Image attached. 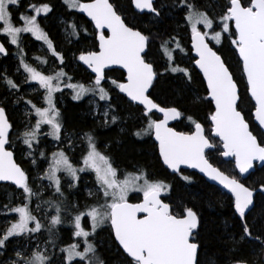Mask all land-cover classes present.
<instances>
[{"label":"snow or ice","instance_id":"obj_1","mask_svg":"<svg viewBox=\"0 0 264 264\" xmlns=\"http://www.w3.org/2000/svg\"><path fill=\"white\" fill-rule=\"evenodd\" d=\"M131 2L140 13L150 14V18L157 23L169 16L175 21L177 28L183 27L186 32L190 30L189 51H194L195 56H189V60L199 69L203 81L206 82L207 96L203 101L214 105L207 117L211 122L212 136L206 135L202 124L191 115L186 119L194 130L177 131L169 127V121L181 119L184 112L175 106L162 105L152 95L157 81L168 73H182L183 77H187L186 80L181 77L185 90L194 91L191 89L195 82L192 72L189 68L179 67L175 63L173 53L176 49L187 55L175 36L161 42V51L167 58V66L163 72H158L154 67L155 61L148 57V48L153 37L144 34L137 27L135 15L129 21L110 0H63L68 10L83 13L90 19L94 25L95 40L98 42V50L81 51L76 57L90 69V75L94 74L90 85L65 83V78L70 81L72 77L67 75L63 67L51 74H44L26 62L22 54L24 49L20 47L21 34L30 33L37 41H43L52 57L59 60L61 65L64 64V54L57 51L38 20L41 13H50L53 7L48 3L30 4L29 7L35 14L20 12L18 19L23 23L15 26L14 19L17 18L16 12L20 8L21 0H0V34L7 38L9 44L17 46V54H20L19 68L27 74L22 83L35 82L38 89L33 88L32 92L37 96L40 95L39 90H43L42 104L37 106L32 99L27 98L28 93L19 94L22 92L21 84L7 75L3 76L7 90L16 96L12 103H23L30 108L25 115L34 114L37 117L35 124H25L24 131L16 139L21 140L29 150L26 156H31L34 143H39L43 125H47L49 129L43 133L44 136L63 142L62 113L54 99V94L61 92L62 84L72 89L74 101H79L86 95L108 101L101 114V126L116 124L120 117L114 114L115 108L111 103L109 89L118 90L140 113V127L132 135L137 139L154 138L162 166L173 174H180V178L187 183H191V178L181 174V166L198 169L209 180L227 190L226 193L220 192L221 197L230 193L228 204L234 208L233 216L239 218L240 231L228 233L229 240L219 241L225 245L231 244L224 264H264V200L258 205L254 199V192L257 190L255 187L245 186L243 182L247 179L243 174L249 173L253 168V161L264 162V0ZM177 16L180 19H176ZM69 27L72 29L69 35L78 38L77 25L72 23ZM81 28L87 33V28ZM156 35L160 36V33ZM225 39L229 40L242 62L249 103L254 101L251 116H254L255 127L250 116L241 107L243 98L227 61L222 54H218L219 48L214 50L210 46L213 42L216 46H222ZM173 44L175 49L171 47ZM0 54H9L3 43H0ZM35 59L41 64L48 62L40 57ZM113 65L124 70L126 75L122 80L108 77L106 69ZM90 103L95 104V100ZM12 129L13 124L7 108L0 105V182H10L22 190L19 205L12 206L11 201L3 205L5 214L16 213L18 219L9 222V226L0 232V264H65L77 258L79 264H105L97 254L96 245L88 239L90 236L94 238L97 229L102 227L110 228V240L114 237L112 243L118 245L126 254V264H209L207 250L202 251L200 241L203 224L201 207L195 202L189 203L184 197H178L175 202L171 199L165 202L162 193L168 194L171 184L152 179L143 168L126 172L123 179H120L118 169L113 166L106 151L100 150L91 131L79 136L85 149L81 155L82 166H75L64 148L53 152L50 159L45 151L40 150V157L47 162L48 167L42 175L30 178L29 173L14 160V152L6 147L14 143L10 135ZM123 131L125 130L122 128L121 132ZM214 137L219 138V144L214 143ZM73 147L74 144L69 138L68 148ZM110 147V144L105 145L106 150ZM206 150H215L221 157L234 158L235 169H238L240 175H236L235 170L233 175H226L215 167ZM32 164L36 166V159H32ZM89 171L95 174L97 187L95 191L89 190V196L95 197V202L88 205L86 211L78 210L74 216L68 212L74 235L84 238L82 250H79L81 243L70 244L60 249L65 255L57 257L47 250L48 244L55 246L53 237L56 233L53 229L63 223L61 213L66 211L63 200H57V196L64 197L61 179L57 173L62 172L68 178V187L72 189L76 187L78 174ZM30 179L48 180V187L54 188L53 198L43 200L42 192L34 191ZM258 182L262 185L260 192L264 193V180ZM130 193L142 194L143 198L138 203H130ZM34 196L41 201L37 203L35 212L43 211L45 219L50 217L47 226L29 208ZM205 205L208 208L214 207L211 201H206ZM220 206H224L222 201ZM72 207L78 209L77 204ZM48 209H52L55 214H51ZM82 216L90 218L91 231L82 227ZM30 223L34 226L30 227ZM42 229L49 235L44 248L39 243H32V234L40 233ZM237 235L238 239L235 238ZM246 243L252 245L247 256L241 253V245ZM9 244H12L11 250ZM210 264H218V261L212 259Z\"/></svg>","mask_w":264,"mask_h":264},{"label":"trees","instance_id":"obj_2","mask_svg":"<svg viewBox=\"0 0 264 264\" xmlns=\"http://www.w3.org/2000/svg\"><path fill=\"white\" fill-rule=\"evenodd\" d=\"M52 1H55L53 10L42 17L41 22L46 29L45 31L47 32L49 38L53 41L57 51L61 52L65 56L64 70L67 75L80 83H86L88 80H90V78H92V74L90 75V73L80 65L79 60H77L76 57H78L81 51L97 50V42L94 36L95 30L94 28L92 29L90 27L92 23L89 20H87L82 14L75 10H68L67 6L63 4L62 0ZM89 1L90 0H81V2ZM110 2L115 3L119 10L126 15L129 21H132L133 16L135 15L137 27L142 30L144 34L153 37L152 43L148 48V57L149 59L155 61L154 67L158 72H163L167 66V58L161 51V42L164 39H168L170 36H175L176 39L181 42L182 47H184L187 52V55H185L176 49L179 55L181 54V56L184 57L192 56L191 51H189L191 49L190 34L188 31L186 32L183 27L177 28L172 17L166 16L162 22L157 23L155 20L150 18V14H139L133 11L131 7V0H110ZM21 4H23V1H21ZM58 14L63 16L64 19H73L74 23H82L83 27L87 28V33H85L82 29L79 31L78 38L71 36V41H63L57 19ZM176 19H180V17L177 16ZM157 33H160V36H157ZM30 44L34 46L36 43L30 42ZM4 45L6 46L5 43ZM171 47L175 49V44H173ZM213 47L214 49L219 48L218 54H222L223 59L227 61V64L230 67V71L234 74V80L238 85L239 94L243 98L241 107L245 109V114L249 115L252 120V103H249L250 98L248 97L246 91V84L244 82L243 76L241 75L239 59L234 48L229 45V41H227V39L223 40L222 46ZM6 48L9 54L7 56H0V69H4L7 74L13 75L16 65V60L14 58L15 55L10 52L7 46ZM158 51H160L162 54L158 53ZM176 51L173 53L176 65L179 67L189 68V71L192 72L195 78V82L191 85V89L194 91L185 90L184 83L181 79V77H183L182 73H168L166 75H162L157 81L156 87L152 91V95L162 105L167 104L168 106H175L184 112V117L173 123L172 127L178 131H186L188 126H191L186 119L188 115H191L198 122L207 124V117L210 114V109H213V107L210 103L203 101V98L207 96V92L201 76L195 70L190 60V63H184ZM71 54H73L75 64L72 62V57H70ZM107 75H112L114 79L120 81L122 80L124 73L121 70L113 69L107 71ZM183 79L186 80L187 77H183ZM112 93L116 95L113 96V94H111L112 98L116 97L115 101H112L114 103L115 113L118 114L122 119H124V116L126 115L125 123L122 125V128L124 127L125 131L118 134L114 127L109 129L107 128L105 130L100 129V127H98L86 114H82V111L84 110V101L80 102L78 105L72 106V119L74 123V127L72 128H77L83 131L82 127L79 125L87 124L89 126L92 125V128L96 133L99 130H110L113 133L111 138L103 139L100 141L99 146H101V143L107 142L108 145H111V147L108 150L103 148V151L108 153L113 148L116 157L122 153L125 154L122 159L118 157L111 158L112 164L115 165L117 169H122L123 166L134 170H136V168H143L147 171L152 179L161 180L165 183L171 184L172 187L169 190V193L162 194V197L165 198L166 202H169V199L175 202L178 197H184L189 201V203L195 202L198 206H200L203 214V224L200 229V241L203 246L202 251L204 249L207 250V259L209 264L212 259H216L218 264H224L227 259L226 254L228 252V248L231 247V244L225 245L219 241L229 240L230 237L227 235L228 233H238L240 231L239 218L238 216H233L234 208L228 204L230 195L227 194L226 197H221L220 192L223 191H221L215 185L208 183L201 176L194 172L185 170L181 171L182 175L189 176L191 178V183H187L180 178V174H173L169 172L164 166H162L161 161L158 159L157 148L153 138L144 137L143 139H137L132 135V132L138 130L140 127V122L138 119L140 113L137 111L136 106L132 105L125 98V96H123V94L114 92ZM11 100L10 92L7 90L6 84L0 83V105H3L7 108L9 119L13 124V129H16L18 124H16L15 120L12 118L13 110L11 107ZM58 102L59 101L57 100V104H60ZM255 126L256 125L253 122V127ZM208 127L209 125L207 128ZM10 135L14 143L10 144L13 148H10V146H8V148L14 152L16 161L21 164V166L29 173L31 165L22 158L21 149H23V145L19 143V139H16L17 135L13 134V132ZM117 141H120V143L118 144ZM208 154L210 162L216 167L221 168L220 162H222L223 159L218 154V152L213 150L208 152ZM39 161L40 159L37 161V166H40L41 162L39 163ZM226 164L231 165L230 163ZM221 169L226 171L229 175L234 174V169L231 172H228L225 170V168ZM261 180H264V167L255 168V170L250 174L248 179L244 181V183L248 187L261 188L262 185L258 182ZM82 183L85 185L88 184L85 179ZM17 190L18 189L16 187L11 185L0 184V207L4 208L3 205L7 203L8 199L14 200ZM80 190V185L77 187V189L73 190L76 197L81 195ZM9 193H11V195H9ZM6 197L8 198L6 199ZM134 198L135 197H133L132 201H137ZM254 199L259 205L261 201L264 200V193L257 192L254 196ZM206 201H211L214 207H206ZM221 201L224 204L223 207L220 206ZM58 237H61L60 232L58 233ZM235 238L238 239V235ZM112 240H114V238L112 237L110 240V230L108 229V233L106 232V235H104L103 241L101 242V247L104 248L103 257L105 264H109L110 260L112 259L118 260L120 264H126V256L116 244L112 243ZM114 249L115 253L113 252ZM251 250L252 245L247 243L241 245V253L243 255H249ZM68 264H79V262L76 260Z\"/></svg>","mask_w":264,"mask_h":264},{"label":"rangeland","instance_id":"obj_3","mask_svg":"<svg viewBox=\"0 0 264 264\" xmlns=\"http://www.w3.org/2000/svg\"><path fill=\"white\" fill-rule=\"evenodd\" d=\"M21 1H23V4H21L18 12H16L17 18L14 19L15 26H21L23 23L22 21H20L18 19V15L20 12H27L28 14H35L34 12H32L31 8L29 7L30 4L41 5L43 3H48L52 7L55 5V1H52V0L51 1H49V0H21ZM47 14L41 13L40 16L38 17V20L41 24V28L44 30V32L46 34H47V32L45 31L46 29L44 28V26L41 22V18ZM57 19H58L60 33L62 35L63 41H66V42L71 41V35H69V33L72 31V29L69 27V24L74 23L73 19H69V20L64 19L63 16H61L60 14H58ZM75 24L77 25L78 31L82 30V28H81V26H83L82 23H75ZM92 25L93 24H91L90 27L93 29L94 27ZM198 27L202 28V26H198ZM217 30H219V29H217ZM232 31H234L233 26H232ZM188 33L190 34V30L188 31ZM224 35L227 36L228 34H224ZM0 38L4 41L6 46L9 48L10 52H12L15 55L14 58L16 60V65H15V69H14V73H13L14 76L7 74L4 69H0V83H4L3 82V76L7 75L9 78H12L14 81L21 84L22 92L19 93L20 95L28 93L29 96L27 98L32 99L33 102L37 104V106H41L43 90H39L40 95L37 96L36 93L32 92L33 88L38 89V85L35 82H32L31 84H23L22 83L24 80V77L27 74L23 72L22 68H19L20 54H17V46L9 44L7 41V38L3 34H0ZM227 41H229V40H227ZM30 42H33L36 44L33 46L32 44H30ZM229 45H230V42H229ZM211 46L216 47V45H214V42ZM20 47L24 49L22 54H23L26 62H28L30 65H32L34 67H37L44 74H51L53 71L57 70L60 67H63V69H64V64L61 65L59 60H56V58H54L50 55V53L48 52L47 46L43 43V41H37L34 37L31 36L30 33H22L21 34ZM158 53H160V51H158ZM176 53L178 54V51H176ZM160 54H162V53H160ZM35 57H40L41 60H46L48 62L45 64H41L40 61L35 59ZM70 57H72V62L74 63L75 59L73 58V54H71ZM179 57L184 63H187V64L190 63L189 57L181 56V54L179 55ZM240 68H241V65H240ZM241 75H242V71H241ZM93 77H94V75H92V78ZM108 77L111 79H114L112 75H108ZM65 83L75 84V83H80V82L76 81L75 79L74 80L71 79L70 81H68L65 78ZM90 83H91V78H90V80H88L86 83H83V84L88 86V85H90ZM105 86L107 87L108 85H105ZM109 91H110V95L113 94L112 92L118 93V90L109 89ZM72 95H73L72 89L64 87L63 84L61 85V92H57L54 94L55 101L57 102V100H58L59 101L58 103H60V104H57V107L59 108V110L62 113V124H63L62 141L63 142L55 141L52 139L51 136H44L43 135V133H46L49 130L47 125L42 126V134L39 137V143L38 144L34 143V145H33L34 151H33L31 156H26V153L29 150L27 149V147L25 145H23L22 141L19 140V143L21 145H23V150H24L22 152V158L25 161H27L28 164L31 165L30 172H29L30 178H35V177H38L39 175H42L44 170L48 167L47 162L40 157V154H39L40 150L45 151L48 158L50 159L51 154L53 152L57 151L60 148H64L67 152V155L70 157L72 163L75 166L80 167V166H82L81 155H82V152L85 150L84 146L81 144V141L79 139V136L82 133L90 132V131L93 132L98 143H100V141H102L103 139H107V138L110 139L111 138L113 133L110 130L104 131L107 128L109 129L111 127H114L118 134L121 133L122 125H124V123H125L126 115L124 116V119H122L118 114L114 113L120 117L118 122L116 124H110L109 127H102L101 126L103 123V117L101 114L104 110V107L108 104V101H100L98 99V97H93L92 95H86L81 100L74 101L72 99ZM114 95L115 94H113V96ZM10 97L12 99L11 100V107L13 110L12 118L15 120L16 124H18V127L16 129H13L12 132H13V134L18 136L20 133H22L24 131L25 124H27L28 122L35 124L37 117L34 114H32L30 116L25 115V112L30 111V108L28 106L24 105L23 103L13 104L12 101L16 98V96L10 94ZM115 98L116 97H113L112 98L113 100H111L113 107H114V103L112 101H115ZM93 100H95V104L90 103V101H93ZM82 101H84L83 102L84 110L82 111V114H84V115L86 114L98 127H100V129H104V130H99L96 133L95 130L92 128L93 126L92 125L89 126L87 124H80L79 125L80 127H82L83 131H81L80 129H77V128L76 129L72 128V127H74L73 126L74 123H73V119H72V117H73V114H72L73 107L72 106L78 105ZM252 105H253V103H252ZM93 109H95V114H93ZM252 111H253V109L251 108V112ZM68 127H70V128H68ZM123 129H124V127H123ZM190 129L193 130L192 126H188L186 131H189ZM207 129H209V127ZM69 138H71V140L74 144V147L71 149L68 148ZM105 145H108V143L107 142L101 143V146H100L101 151H103L102 150L103 148L105 149ZM128 149H129V145H128ZM106 154L109 155L110 158H113V157L117 158L118 157L120 159H122L125 155L124 153H122L120 155H117V157H116L113 148ZM32 159H36V161H38V159H40V161H39V163L41 162L40 166H37V165L33 166ZM113 166L116 167L115 165H113ZM233 169L234 168L231 165L225 166V170H227L228 172L233 171ZM133 171H135V170L129 169V168H126V166H123L122 169H118V176L120 179H123L124 174L126 172H133ZM236 174H237V172H236ZM57 175L61 179L62 190L64 192V197H58L57 196V200H63V206L66 208V211L61 213L62 218H63V223L57 225L53 229V231L56 233V235L53 237V239L55 240V246L48 244L47 250L49 251V253H54L57 257H62L65 254L61 253L60 249L65 248L70 244H74V243L79 242V243H81V248L79 250H82V241L84 238L83 237H76L74 235V227L69 223L70 217L68 216V212L70 211L72 213V215L74 216L78 210L79 211H86L87 206L90 204H93L95 202V197L89 196V190L95 191L97 185H96V181H95V174L91 171L85 172V173H79L78 174L79 179L75 182L76 187L72 188V189H69V187H68L69 180L62 172L57 173ZM84 179L87 181V183H88L87 185L82 183ZM30 184L33 187L34 191L42 192L43 200H49V199L53 198L54 188L48 187V185L50 184V182L48 180H46V179H44V180L30 179ZM41 185H43L44 187L41 188L40 187ZM79 185L81 186V190H80L81 195L79 197H76L73 190L77 189V187ZM21 192H22V190L18 189L16 191V194H15V199L14 200L8 199L6 204H8L11 201L12 206L19 205L21 203V200L19 199ZM129 195H130L129 201H132L133 197H135L134 199L137 201L142 198V194H138V193H130ZM73 196H74V198H73ZM7 198L8 197H6V199ZM38 202H41V201H38L37 197L34 196L32 198V201L29 203V208L32 209L34 211V214L38 215L41 218V221L47 226L50 217H49V219H45V213L43 211L35 212L36 205ZM74 204L78 205V209L72 207V205H74ZM48 211L53 215L55 214V212L52 209H48ZM5 213H6V209L0 207V232H2L3 229H5L7 226H9V222L14 221L15 219H18V216L16 213H7V214H5ZM81 224H82V227L86 231H91L90 218H88L87 216H82L81 217ZM32 226H34V225L30 223V227H32ZM60 229H62V230H60ZM108 229L110 230V228H108V227L98 228L97 234L95 235L94 238L92 236L88 237V239L96 245L97 254L99 255V257L102 260H104V257H103L104 248L101 247L102 246L101 242L103 241V238H104V235H106V232L108 233ZM59 232H60L61 237H58ZM25 239H26V237H25ZM48 239H49L48 232L46 230H43V229L41 230L40 233L32 234L33 245L39 243L41 248L45 247V242ZM11 247H12V244H9V250H11ZM113 252L115 253V249L113 250ZM76 260L78 261V258ZM76 260H73V261H76ZM73 261L65 262V264L72 263ZM109 264H120V263L118 262V260L112 259V260H110Z\"/></svg>","mask_w":264,"mask_h":264},{"label":"water","instance_id":"obj_4","mask_svg":"<svg viewBox=\"0 0 264 264\" xmlns=\"http://www.w3.org/2000/svg\"><path fill=\"white\" fill-rule=\"evenodd\" d=\"M90 2V1H89ZM131 7H132V9H133V11H135V12H137V13H139V14H142V13H140V11L138 10V9H136L135 8V6L132 4V2H131ZM145 13H146V10H145ZM80 14H82L87 20H89L90 21V19L85 15V14H83V13H80ZM91 22V21H90ZM94 26V25H93ZM233 29H234V24H233ZM105 32L107 31L106 29L104 30ZM97 42V41H96ZM0 43H3L1 40H0ZM4 44V43H3ZM211 46V45H210ZM6 47V46H5ZM190 48H191V38H190ZM7 49V48H6ZM97 50H98V42H97ZM215 50V49H214ZM8 51V50H7ZM191 55L192 56H195V52L194 51H191ZM236 55H237V57H238V59H239V56H238V53H236ZM0 56H4L3 54H0ZM239 62H240V65H241V71H242V62L239 60ZM79 63H80V65L82 66V67H84L89 73H90V69H87V66L86 65H83V63L82 62H80L79 61ZM193 67L195 68V66H194V64H193ZM113 69H118V70H121L123 73H124V70H122V69H120L119 68V66H116V65H113V66H110L108 69H106V72L107 71H110V70H113ZM195 70L199 73V75L201 76V78H202V80H203V75H202V73H200L199 72V69H196L195 68ZM92 75H94V74H92ZM124 75H126L125 73H124ZM242 76H243V78H244V82H245V84H246V77H244V75H243V71H242ZM204 82V81H203ZM204 85H205V87H206V82H204ZM124 96V95H123ZM249 97V96H248ZM125 98L127 99V97L125 96ZM250 98V97H249ZM128 100V99H127ZM130 102V101H129ZM252 103H253V105H254V101H251ZM131 103V102H130ZM212 105V104H211ZM142 107V106H141ZM212 107H213V109H214V105H212ZM254 110V109H253ZM161 118H162V116H161ZM252 120H253V122L256 124V122L254 121V116H252ZM173 122H176V121H169V127H171L170 126V123H173ZM211 123V122H210ZM212 127V126H211ZM173 128V127H172ZM174 129V128H173ZM175 130V129H174ZM194 130V129H193ZM178 131V130H177ZM211 135H212V133H211ZM215 138H217V139H219L218 137H215ZM153 140H154V138H153ZM154 142H155V140H154ZM155 144H156V142H155ZM262 146H264V145H262ZM6 147H8V146H6ZM157 148V153H158V147H156ZM8 150H11V149H9L8 148ZM12 151V150H11ZM206 152H208V150H206ZM223 159H233V161H234V158H231V157H228V158H225V157H223ZM14 160L16 161V159H15V156H14ZM17 162V161H16ZM18 163V162H17ZM19 164V163H18ZM161 164H162V161H161ZM234 166H235V162H234ZM255 166L256 167H258V168H261V167H264V162H260V161H253V168L252 169H250L249 170V173H246V174H243L244 176H246V177H248L252 172H253V170H254V168H255ZM166 168V167H165ZM181 170H185V171H191V172H194V173H196V174H198V175H200L201 177H203V179L205 180V181H207L208 183H210V184H213V185H216V186H218L219 188H222V186H220V185H218L216 182H214V181H211V180H209L206 176H204L202 173H200L199 172V170L198 169H189V168H187L186 166H181ZM169 172H171V170H168ZM236 171H237V173L239 174V171H238V169H236ZM172 173V172H171ZM240 175V174H239ZM0 184H8V185H11L10 184V182H0ZM11 186H13V187H15V185H11ZM223 189V188H222ZM260 189L261 188H256V190L257 191H255L254 192V195L257 193V192H260ZM223 191L224 192H227V190H225V189H223ZM229 195H230V193H229ZM143 198V197H142ZM142 198L140 199V200H142ZM140 200H138V201H129L130 203H138V202H140ZM114 238V237H113ZM118 246V245H117ZM121 251H122V253H123V250L121 249V248H119ZM125 256H126V254L125 253H123ZM128 259H130V258H128Z\"/></svg>","mask_w":264,"mask_h":264},{"label":"flooded vegetation","instance_id":"obj_5","mask_svg":"<svg viewBox=\"0 0 264 264\" xmlns=\"http://www.w3.org/2000/svg\"><path fill=\"white\" fill-rule=\"evenodd\" d=\"M0 40L2 41V42H4L1 38H0ZM178 121V120H177ZM176 121V122H177ZM173 123H175V122H173ZM173 123H170V126L172 127V124ZM201 123V122H200ZM202 124V126L204 127V129H205V134L206 135H208V136H212L211 135V123H210V121L208 120V123L207 124H204V123H201ZM209 125V129H207V126ZM256 125V124H255ZM176 130V129H175ZM213 141H214V143H217V144H219V139H217V138H213ZM222 159H223V157H221ZM226 163H230L231 165H232V167L235 169V166H234V161H233V159H223V161L222 162H220V166H221V168H225V166L226 165H228V164H226ZM215 166V165H214ZM216 167V166H215ZM220 167H219V169L221 170V171H223L226 175H229V174H227V172L226 171H224L223 169H221ZM255 168H258V167H256L255 166ZM255 168H254V170H255ZM253 170V171H254ZM181 171H184V170H181ZM235 171H236V169H235ZM237 172V171H236ZM238 174V173H237ZM198 175V174H197ZM239 175V174H238ZM200 176V175H199ZM250 176V175H249ZM248 176V177H249ZM248 177H247V179H248ZM203 178V177H202ZM246 179V180H247ZM245 181V180H244ZM243 181V182H244ZM216 186V185H215ZM245 186H247L246 184H245ZM216 187H218V186H216ZM219 188V187H218ZM251 188V187H250ZM221 191H223V189L222 188H219ZM256 189V188H255ZM224 192V191H223ZM226 193V192H225ZM229 195V194H228ZM255 196V195H254ZM166 202V201H165Z\"/></svg>","mask_w":264,"mask_h":264},{"label":"built area","instance_id":"obj_6","mask_svg":"<svg viewBox=\"0 0 264 264\" xmlns=\"http://www.w3.org/2000/svg\"><path fill=\"white\" fill-rule=\"evenodd\" d=\"M12 147V146H11ZM13 148V147H12Z\"/></svg>","mask_w":264,"mask_h":264}]
</instances>
